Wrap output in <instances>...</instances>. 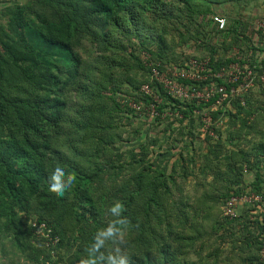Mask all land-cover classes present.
Wrapping results in <instances>:
<instances>
[{"label":"trees","instance_id":"16d2710c","mask_svg":"<svg viewBox=\"0 0 264 264\" xmlns=\"http://www.w3.org/2000/svg\"><path fill=\"white\" fill-rule=\"evenodd\" d=\"M215 4V0H0V248L14 250L24 264L49 261V252L40 247L47 240L29 224L34 219L37 226L45 224L49 237L58 242L55 248L61 255L50 264H77L87 256L97 230L115 219L108 209L119 200L129 221L122 247L133 264H264L259 258L264 217L255 208H242L237 219H221L206 228L189 223V203L166 202L171 196V167L188 166L187 155L193 154L197 142L206 149L202 153L206 159L218 158L219 167L210 171L220 178L215 189L225 190L218 197L223 205L232 196L264 195V140L245 150L240 144L253 140H234L230 135L226 140L220 135L199 139L195 121L207 110L211 129L218 132L222 128L216 124L224 119L221 108L210 112L209 104L166 96L150 82L142 65L145 52L174 66L190 58H210L212 70H218L236 61L232 54L217 57L219 50L226 55L242 43L252 60L255 52H264V35L256 29L245 31L247 26L230 20L218 30L210 18ZM253 36H261V47L253 45ZM82 40L96 47L99 77L83 82L77 93L90 105L100 103L103 107L98 109L109 121L106 125L94 121L92 108L77 110L83 118L73 123L76 130L94 127L106 133V140L95 134L94 143L86 147L54 136L64 122L63 92L79 73L76 47ZM116 53L120 57L115 58ZM244 62L253 67L254 61ZM260 64L263 69L264 61ZM60 73L67 74L65 80ZM146 83L161 100L152 120L121 104L132 98L149 105L152 99L139 92ZM230 107L224 113L240 123L243 115L264 113L259 82L244 97V105L234 99ZM143 132L150 140L136 143ZM227 145L240 149V161L231 155L220 160L219 150L232 153ZM67 148L77 158L72 159ZM242 165L255 172L247 186H242ZM57 166L64 168L65 183L69 175L75 177L63 196L50 191L49 177ZM202 173L211 176L207 170ZM110 247L107 243L100 251L107 254Z\"/></svg>","mask_w":264,"mask_h":264},{"label":"rangeland","instance_id":"374dc122","mask_svg":"<svg viewBox=\"0 0 264 264\" xmlns=\"http://www.w3.org/2000/svg\"><path fill=\"white\" fill-rule=\"evenodd\" d=\"M217 4L213 5V14L210 16L212 19L213 16H217L219 11L217 9V5L221 4L223 1L215 0ZM227 1V0H226ZM229 3V1L227 2ZM223 4V3H222ZM221 4V5H222ZM232 8V7H230ZM219 16V15H218ZM221 16V15H220ZM226 19L227 24L230 20H235L232 16H222ZM240 22V21H239ZM244 23V22H243ZM242 25V22L240 23ZM242 27V26H241ZM254 32L249 27L245 31ZM252 38V37H251ZM95 46L92 45L89 41L82 40L77 45L76 49L78 50V54L81 58V63L79 65V73L77 77H74L66 86L64 90V97L67 99V105L65 109L64 122L60 126V130L57 131L55 138H58L60 141L73 140L76 142H81L83 147L90 146L93 144V137L95 134H99L104 140H106V133L102 132L100 129L96 130L93 128H86L85 131L76 130L73 126L75 121H80L83 116L78 114L77 110L81 109H89L92 108V112L94 114L93 120L99 122L100 125L108 124V120L106 118L107 113H103L99 111V107L101 104L96 103L90 105V102L86 98H82L77 93V89L82 85L83 82L87 84L90 80H96L99 74L96 73V54H95ZM250 53V50H246L242 43H237V45L232 46V48L226 53L223 50L218 51L217 57H225L232 55L247 56ZM116 57H120V53H116ZM61 80H65L67 77L66 73H60ZM103 107V106H101ZM222 112V117L224 119L222 121L217 122L216 126L222 129H219L218 132L212 130L211 134H207L205 136H201L199 133V120H196L194 124H196L197 136L199 139L203 140L206 136L210 140H215L218 135H220L221 140H226L227 136H233L234 140H253L249 143H241L240 147L245 150L249 149L253 144L260 142V140H264V113L259 111L256 114L247 116H241V123H246V126H242V124L235 119L228 118L226 114ZM125 129V128H124ZM127 129V128H126ZM150 137L143 134L135 140L136 143L145 142V140H150ZM153 138V137H151ZM198 140V139H197ZM115 145L118 146L119 141L113 140ZM242 142V141H240ZM215 145V142H211ZM99 144V143H97ZM195 151L193 154H188V166L182 168L179 165H174L172 171L173 182L169 183L171 188V196L166 199L167 203L172 202H183L187 207L186 211L188 214L189 223H202L204 227L209 228L213 226V223L219 221L221 219H225L222 215L223 203L221 199H218L222 194L225 193V190L222 188H216L220 182V178L215 177L214 173L210 171V168L213 166H218V158L208 157L207 159L203 156V152L206 150L203 146L199 145L198 142L195 143ZM165 147H163L164 149ZM227 150H231V154L229 152H225L224 149L219 150L220 160L223 161V157L225 155H231L233 160L238 159L240 161L239 148H234L232 146L227 145ZM233 148V149H232ZM92 148L88 150H92ZM67 154L73 159L77 158L71 154V152L67 149H64ZM154 152L158 151V147L156 145L153 146ZM160 150V149H159ZM137 151V150H136ZM185 154V153H184ZM186 155V154H185ZM150 157V155H149ZM186 157V156H185ZM189 159H192L190 161ZM252 159V158H251ZM210 164V165H209ZM239 164V163H238ZM168 170L170 167V163L167 164ZM240 166V165H239ZM139 167H136L138 169ZM127 169H131V167H127ZM207 170V173H210L211 176L204 177L202 172ZM242 186H247L254 180V171L253 169H247L244 165H242ZM206 173V175H207ZM241 214V213H240ZM29 224L31 227L37 228V233L41 235L43 238L47 240V242L41 245V249L44 252H49L50 260L46 261L44 264H50L54 260H57L61 255L60 252L55 248L58 243L56 239H52L49 237L50 230L38 229L37 225H35V220H30ZM45 230V231H44ZM207 237V236H206ZM34 244L38 245L34 242ZM39 246V245H38ZM49 249V250H48ZM48 250V251H47ZM23 258V257H22ZM43 260V256L39 257V261ZM0 264H24L21 262V259L18 258L14 252V250H10L7 247L4 249L0 248Z\"/></svg>","mask_w":264,"mask_h":264},{"label":"built area","instance_id":"2783aa9c","mask_svg":"<svg viewBox=\"0 0 264 264\" xmlns=\"http://www.w3.org/2000/svg\"><path fill=\"white\" fill-rule=\"evenodd\" d=\"M212 21L218 30H223L227 24L226 19L218 15L213 16ZM255 29L264 35L263 22H257ZM260 37L258 36V42H261ZM251 55L252 53L250 52L246 58L244 56L242 59L236 55V61L218 70H212L210 58H190L181 66H174L157 62L150 55L143 52L141 60L150 82L161 88L166 96L187 102L195 101L209 104L207 109L210 112L217 111L219 108H221L222 112H225L231 108V101L234 99H238L244 105V97L254 90L258 82L263 89L264 98V68L262 69L260 64L264 59L261 55L259 59L252 60L250 59ZM239 60H243V62L240 63ZM244 60L254 61L253 67L249 62H244ZM255 68L260 69L262 72L258 73ZM139 92L152 99L149 105H145L141 100L126 98L121 101L122 106L131 110L137 116L149 120L154 119L158 116L156 105L161 100L154 94L153 88L148 83L141 85ZM195 114L199 113L195 111ZM211 125V116L206 110L199 119V133L201 136L212 133ZM245 207L255 208L264 217V195L250 192L232 196L225 202L222 208V215L227 220L237 219L241 209ZM37 227L38 229H43L46 226L41 223ZM259 258L264 263V232L260 239Z\"/></svg>","mask_w":264,"mask_h":264},{"label":"clouds","instance_id":"9594fccd","mask_svg":"<svg viewBox=\"0 0 264 264\" xmlns=\"http://www.w3.org/2000/svg\"><path fill=\"white\" fill-rule=\"evenodd\" d=\"M64 177L65 171L61 166H57L49 177L50 191L55 192L58 196H63L66 187L75 179L69 175L67 183H65ZM108 211L115 219L109 221L107 227L97 230L93 237L94 243L86 249L87 256L79 259L77 264H101L102 260H106L107 264H133L132 257L122 247L126 243L124 229L129 224L127 217L122 215L126 211L125 206L121 201L116 200ZM107 243H110L111 247L105 254L100 249L105 248Z\"/></svg>","mask_w":264,"mask_h":264},{"label":"crops","instance_id":"0c3cea01","mask_svg":"<svg viewBox=\"0 0 264 264\" xmlns=\"http://www.w3.org/2000/svg\"><path fill=\"white\" fill-rule=\"evenodd\" d=\"M221 4L217 5L220 16H232L236 21L242 22L244 27L247 26L251 30H254L257 22L264 23V0H221ZM229 1V3H227ZM232 7V8H230ZM244 22V23H243ZM252 43L256 47L262 45L258 42V36L251 38ZM264 46V44H263ZM264 59V52H255L254 59H259V56Z\"/></svg>","mask_w":264,"mask_h":264}]
</instances>
